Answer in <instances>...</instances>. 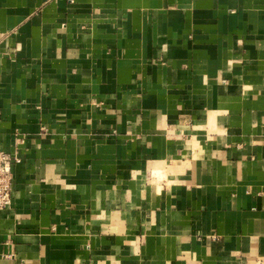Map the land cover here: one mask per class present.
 <instances>
[{
  "label": "crops",
  "instance_id": "1",
  "mask_svg": "<svg viewBox=\"0 0 264 264\" xmlns=\"http://www.w3.org/2000/svg\"><path fill=\"white\" fill-rule=\"evenodd\" d=\"M0 264H264V0H0Z\"/></svg>",
  "mask_w": 264,
  "mask_h": 264
},
{
  "label": "built area",
  "instance_id": "2",
  "mask_svg": "<svg viewBox=\"0 0 264 264\" xmlns=\"http://www.w3.org/2000/svg\"><path fill=\"white\" fill-rule=\"evenodd\" d=\"M18 162L19 156L0 150V210L12 203L14 165Z\"/></svg>",
  "mask_w": 264,
  "mask_h": 264
}]
</instances>
